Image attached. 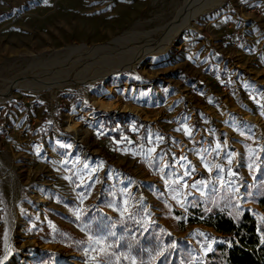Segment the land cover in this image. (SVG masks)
Listing matches in <instances>:
<instances>
[{
	"label": "rangeland",
	"instance_id": "1",
	"mask_svg": "<svg viewBox=\"0 0 264 264\" xmlns=\"http://www.w3.org/2000/svg\"><path fill=\"white\" fill-rule=\"evenodd\" d=\"M218 1L0 0V92L51 79L0 102V264H133L149 228L202 260L193 209L264 220V0Z\"/></svg>",
	"mask_w": 264,
	"mask_h": 264
},
{
	"label": "trees",
	"instance_id": "2",
	"mask_svg": "<svg viewBox=\"0 0 264 264\" xmlns=\"http://www.w3.org/2000/svg\"><path fill=\"white\" fill-rule=\"evenodd\" d=\"M117 122L123 128L124 113L117 114ZM254 202L264 212V180L258 184ZM185 223L201 224L210 229L203 231L209 238L221 240L213 244L202 260H194L191 254L181 252L173 245L171 236L155 235L152 228L132 229V235L128 233L121 246L123 242L128 244V253L134 256L133 264H264V220L257 225L247 210L233 204L212 206L208 211L193 209V216H188ZM177 224L183 231L184 221L179 220Z\"/></svg>",
	"mask_w": 264,
	"mask_h": 264
},
{
	"label": "bare ground",
	"instance_id": "3",
	"mask_svg": "<svg viewBox=\"0 0 264 264\" xmlns=\"http://www.w3.org/2000/svg\"><path fill=\"white\" fill-rule=\"evenodd\" d=\"M224 2V0H219L218 1V4H222ZM200 3H201V1H200ZM195 4H196V2H195ZM201 5V4H200ZM204 5H207V4H204ZM193 6V5H192ZM195 6V5H194ZM208 6V5H207ZM215 6H217V5H215ZM197 10V9H196ZM204 10V9H203ZM206 10V9H205ZM192 11H193V9H192ZM205 12V11H204ZM193 13V12H192ZM196 14V13H195ZM191 16V15H190ZM189 16V17H190ZM185 26H187L186 24L185 25H183L182 27H185ZM182 27H180L179 29H181ZM178 30V29H177ZM130 31H127L126 33H125V35L126 34H128ZM173 32V31H172ZM173 36L174 35H172L171 37H169L167 40H165L166 42L165 43H163V45H161L157 50H155L153 53H152V56H155V55H164L167 51H168V49H169V47H170V44H171V40H172V38H173ZM121 38H125L124 37V35L122 36V37H120V38H117V39H115V40H113L112 42H110L109 44L107 43V44H104V45H102V46H94V47H91V48H88V47H84V45H82V46H80V47H70V48H68V51L70 52V53H73V54H77V53H95V52H102V51H105V50H107V49H110V47L111 46H115V45H117V42L121 39ZM64 52V51H63ZM67 53V52H66ZM146 55H148V54H146V53H144V54H142V55H140V56H138V57H136V59H134V62H132V64H130V65H127V66H122V67H118V68H116V67H112V68H110V69H108V70H106V71H104V73L102 74V75H99V76H96V77H94V78H92V80H99V79H102V78H104L106 75H109V74H118V73H120V72H122V71H124L125 69H130V70H132L133 69V67H134V65L137 63V62H139L140 60H142L143 58H145L146 57ZM130 63V62H129ZM40 79V78H39ZM50 81H51V79L50 80H48V79H41L40 81H39V83L38 84H40V85H35V84H33L32 83V81L30 80V79H27V78H23V79H18V80H13V81H11V82H9L5 87H4V89H2L3 91H1L0 92V102H3V101H5V100H7V99H10L11 98V96H12V90L13 89H15V88H25V89H29V90H33V91H37L39 88H42V87H44V86H46L47 84H49L50 83ZM29 84H33V86L31 87ZM83 84V83H82ZM73 87V86H72ZM38 92V91H37ZM12 232L11 233H9V235H8V239H7V246L8 245H10V243H11V237H12Z\"/></svg>",
	"mask_w": 264,
	"mask_h": 264
},
{
	"label": "snow or ice",
	"instance_id": "4",
	"mask_svg": "<svg viewBox=\"0 0 264 264\" xmlns=\"http://www.w3.org/2000/svg\"><path fill=\"white\" fill-rule=\"evenodd\" d=\"M185 131H186V134L190 135V132H188L187 130H185ZM153 151H154V149H153Z\"/></svg>",
	"mask_w": 264,
	"mask_h": 264
},
{
	"label": "water",
	"instance_id": "5",
	"mask_svg": "<svg viewBox=\"0 0 264 264\" xmlns=\"http://www.w3.org/2000/svg\"><path fill=\"white\" fill-rule=\"evenodd\" d=\"M225 1V0H224ZM69 45H71V44H69ZM91 46H93V45H91Z\"/></svg>",
	"mask_w": 264,
	"mask_h": 264
}]
</instances>
